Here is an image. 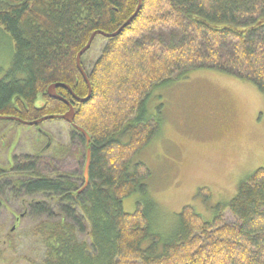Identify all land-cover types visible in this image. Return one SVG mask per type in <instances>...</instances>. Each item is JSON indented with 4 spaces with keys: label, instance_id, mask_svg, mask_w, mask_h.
I'll list each match as a JSON object with an SVG mask.
<instances>
[{
    "label": "trees",
    "instance_id": "obj_1",
    "mask_svg": "<svg viewBox=\"0 0 264 264\" xmlns=\"http://www.w3.org/2000/svg\"><path fill=\"white\" fill-rule=\"evenodd\" d=\"M137 2L0 0V52L7 60L0 64V116L31 122L63 115L66 104L46 95L51 84L67 85L85 98L88 87L76 54L92 33L116 32ZM97 37L82 56V67ZM101 39L97 57L84 67L89 100L77 103L65 88H56L73 106V123L89 143L71 129V145L57 146L51 159L45 150L14 153L10 166L0 167V210L16 205L11 214L17 222L29 221L26 235L37 244L36 259L21 260L264 264V169L242 179L209 219L185 206L160 228L155 222L161 213L148 193L151 172L135 159L160 131L154 104L152 111L147 106L173 79L209 70L246 82L264 97V0H142L129 25L116 37ZM72 146L81 166L90 151L89 183L81 193L82 172L57 167ZM133 194L136 209L128 214L123 201ZM17 222L5 233L0 227V246L10 252L20 246L11 234Z\"/></svg>",
    "mask_w": 264,
    "mask_h": 264
},
{
    "label": "rangeland",
    "instance_id": "obj_2",
    "mask_svg": "<svg viewBox=\"0 0 264 264\" xmlns=\"http://www.w3.org/2000/svg\"><path fill=\"white\" fill-rule=\"evenodd\" d=\"M103 44L101 38L94 42L87 62L97 57ZM3 54L0 52V64L6 62V66ZM170 82L167 89L156 91L162 96L147 106L152 111L154 104L160 131L135 158L151 172L148 193L161 213L155 222L160 228L185 206L209 219L217 203L228 202L235 195L242 179L264 169V97L252 85L209 70L193 71ZM39 129L51 138L45 151L48 159L60 144L71 145V129L60 120H49ZM35 131L0 123V167L10 166L11 154H35L41 149L45 141ZM80 150L84 154L83 147ZM75 152L72 146L69 156L57 164L61 171L82 172ZM81 160L83 163L85 158ZM137 199L136 194L124 199L123 211L133 213ZM15 210L14 204L0 210L4 233L17 222L10 212ZM28 228L24 218L17 222L11 234L19 237L20 246L13 252L6 244L0 246V264H24L22 257L36 259L37 244L26 235Z\"/></svg>",
    "mask_w": 264,
    "mask_h": 264
},
{
    "label": "water",
    "instance_id": "obj_3",
    "mask_svg": "<svg viewBox=\"0 0 264 264\" xmlns=\"http://www.w3.org/2000/svg\"><path fill=\"white\" fill-rule=\"evenodd\" d=\"M141 3H142V0H138L137 2V7L135 9V12L132 14V16L126 20V22L114 33L112 34H105V33H102V32H94L90 35L86 45L76 54V57H75V64H76V67L78 68L83 80L85 81L87 87H88V94L85 98H78L76 95H74V93L71 91V89L67 86V85H61V84H52L50 86H48L47 88V91H46V94L49 98H52V99H56L60 102H63L64 104H66L68 106V110L63 114V115H59V116H45V117H42L38 120H35V121H32V122H24L20 119H16L14 117H3V116H0V121H7V120H15L25 126H37L39 125L40 123L44 122V121H47V120H52V119H60L62 121H64L65 123H68L69 125H71L72 127H74V129L79 132L85 139L86 141V144L89 143L90 141V138L89 136L86 134V132L81 129L80 127H77L73 124V119H74V111H73V108L71 105H69L66 100L62 99L61 97H59L57 94H56V88L57 87H63L65 88L70 94L71 96L73 97V99H75L77 102L79 103H85L86 101L89 100L90 98V95H91V88H90V84H89V81L86 77V74L85 72L83 71L82 67L80 66V59L82 57V55L84 53H86V51L90 48L94 38L97 36V35H100L104 38H113V37H116L122 29H124L127 25L130 24V22L136 17L138 11L140 10V7H141ZM50 145V142H48L44 148V150H46ZM89 163H90V151H89V148L86 149V152H85V160H84V165H83V169H82V178H83V186L82 188L78 191V193H81L87 186H88V183H89V175H88V169H89Z\"/></svg>",
    "mask_w": 264,
    "mask_h": 264
},
{
    "label": "flooded vegetation",
    "instance_id": "obj_4",
    "mask_svg": "<svg viewBox=\"0 0 264 264\" xmlns=\"http://www.w3.org/2000/svg\"><path fill=\"white\" fill-rule=\"evenodd\" d=\"M93 60H94V59H93ZM91 62H92V61H91ZM91 62H86V63H85V66L88 67V65H89ZM38 104L41 105L42 103H38ZM10 117H14V118H16V119H20V120H21V118H19V117H17V116H10ZM7 123L14 124V125H15V124H19V126H24L23 124H21V123L15 121V120L7 121ZM33 128L36 130L35 132L38 134V136L41 137L42 141H43V142L45 141V143H46V141L48 140L47 136H46L45 134H41L40 132L37 131L38 126H34ZM43 142H42V143H43ZM36 143H37V141H36ZM45 143H44V144H45ZM41 145H42V144H41ZM43 146H44V145H43ZM43 146L41 147L40 150H38L37 153H40V154H41V153L43 152V151H42Z\"/></svg>",
    "mask_w": 264,
    "mask_h": 264
},
{
    "label": "bare ground",
    "instance_id": "obj_5",
    "mask_svg": "<svg viewBox=\"0 0 264 264\" xmlns=\"http://www.w3.org/2000/svg\"><path fill=\"white\" fill-rule=\"evenodd\" d=\"M98 38V37H97ZM52 85V84H51ZM57 94V93H56ZM47 95V94H46ZM58 95V94H57ZM59 96V95H58ZM60 97V96H59ZM63 99V98H62ZM76 101V100H75ZM67 102V101H66ZM63 103V102H62ZM68 103V102H67ZM78 103V102H77ZM69 105H70V103H68ZM67 106V105H66ZM72 106V105H71ZM157 106V105H156ZM68 107V106H67ZM72 108H73V106H72ZM73 111H74V109H73ZM52 120H54V119H52ZM57 120H60V119H57Z\"/></svg>",
    "mask_w": 264,
    "mask_h": 264
}]
</instances>
